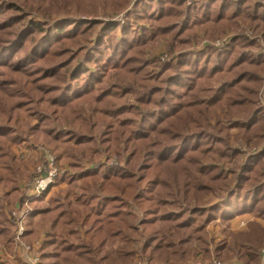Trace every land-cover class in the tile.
<instances>
[{
  "label": "trees",
  "instance_id": "trees-1",
  "mask_svg": "<svg viewBox=\"0 0 264 264\" xmlns=\"http://www.w3.org/2000/svg\"><path fill=\"white\" fill-rule=\"evenodd\" d=\"M226 30L220 50L147 57L158 38L172 53ZM263 36L264 0H0V243L11 247L5 209L26 199L12 147L28 137L71 170L47 205V191L28 201L40 264L204 263L206 226L264 222ZM229 234L216 262H261L260 223Z\"/></svg>",
  "mask_w": 264,
  "mask_h": 264
},
{
  "label": "rangeland",
  "instance_id": "rangeland-1",
  "mask_svg": "<svg viewBox=\"0 0 264 264\" xmlns=\"http://www.w3.org/2000/svg\"><path fill=\"white\" fill-rule=\"evenodd\" d=\"M191 0H186V4L189 5ZM122 16V14L117 15L114 17V19H119ZM54 17V15H52ZM63 15H59L56 20L63 19ZM240 28L245 27L247 30H250L252 27L248 25H242L239 24ZM251 31V30H250ZM234 30H226L224 33H222L219 36H216L213 40H209L204 38V34L200 32L198 35L200 37V42L197 45H191V46H181L178 45L174 48L173 52H169L167 42L164 39H156V41L149 44V47L147 49V57L150 58H156L158 57L161 62L164 61H170L172 58H175L174 56H177L179 53L185 50H200L204 48L205 44L212 45L213 47L217 48L218 50L222 49L224 46H226V43L231 39L232 35L235 34ZM264 37V36H263ZM257 44L260 47V50L264 52V38H256ZM262 82L261 86L258 91V103L263 108L264 113V74L261 76ZM236 130H232L231 134H236ZM230 142L237 147L240 151H245L244 148H242V141L234 140L233 137L230 139ZM13 154L15 156V159L17 162L22 165L21 171L25 172L26 176L24 178H20L18 182V187L20 190V195L24 193L27 194L28 191L31 188V185L33 183L34 177L37 174V170L44 165L45 157L50 156L53 158V162L55 167L59 170V173H65L71 172V170L64 165V167H61L57 160L55 159V156L48 151L41 143L36 142L32 137H28L27 139H24L20 147H12ZM101 161L108 162L109 164H116V159L114 157L110 158V160H106L104 156L100 158ZM60 174V175H62ZM59 175V176H60ZM57 176V178L59 177ZM32 177V178H31ZM56 178V179H57ZM54 180V182L56 181ZM67 190V186L64 183H59L57 185H51L50 188L47 190V194L44 199V205H47V202L52 197L56 196L57 194H60L61 192ZM1 193V192H0ZM220 194V191L216 192L215 194H210L206 197V200L210 203L216 202L218 200L217 195ZM31 204L30 202L26 201L23 205H20L17 209L13 211L9 209H5V215L8 219H12V231H11V247L7 248L3 243H0V264H40L41 259V244L44 236V230H40V234L36 239H33L30 242H26L24 239V235L26 232V217L23 221V228L24 233L20 237L18 241H15V231H16V224L13 218V214L23 211V210H30ZM38 218L36 219V222H38ZM249 221H254L260 223L264 227V222L260 220H256L251 215H243L236 217L232 219L228 226L223 225L219 223L218 221L214 224H210L206 226L204 236H206L207 240H209V248L211 249V254H207V260L202 262L200 259L203 255L198 256V258L191 259L188 263L185 264H208L211 261L215 260L214 254L212 250L219 245L222 242L226 243V247L231 246L230 239L231 236L229 232L231 233H237L240 231H243L246 228V224ZM224 230V231H223ZM229 232H227V231ZM195 245V243L193 244ZM196 246V245H195ZM264 250V248H260L258 253L261 254V252ZM228 255V253L226 252ZM230 254V253H229ZM261 258V257H260ZM228 261H234V262H240L234 257H230ZM143 262H146L149 264V262L146 261L145 258H139L134 259L133 263L131 264H141ZM262 262V258H261ZM259 261V264H261ZM241 263V262H240ZM150 264H161L158 262L150 263ZM183 264V263H182ZM223 264V263H222ZM230 264V263H229ZM236 264V263H235Z\"/></svg>",
  "mask_w": 264,
  "mask_h": 264
},
{
  "label": "built area",
  "instance_id": "built-area-1",
  "mask_svg": "<svg viewBox=\"0 0 264 264\" xmlns=\"http://www.w3.org/2000/svg\"><path fill=\"white\" fill-rule=\"evenodd\" d=\"M60 174L62 173H59V170L57 169V167H55L53 158L46 155L44 165L37 170V174L34 177L31 188L26 194V201H30L31 199L37 198L41 196L43 193H45L50 188V186L54 184V180ZM28 212L29 210H23L14 213L12 215L15 224L17 226L14 236L15 241H18L24 233L23 221L27 216ZM260 255L262 258L261 264H264V250L261 252ZM141 264H147V263L143 262ZM208 264H222V263L212 261L211 263ZM230 264H235V263H230Z\"/></svg>",
  "mask_w": 264,
  "mask_h": 264
}]
</instances>
